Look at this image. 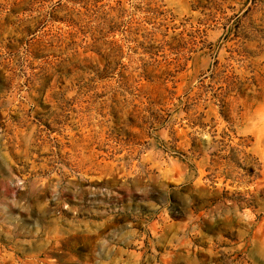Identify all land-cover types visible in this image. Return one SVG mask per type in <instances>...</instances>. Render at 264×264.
Wrapping results in <instances>:
<instances>
[{
  "label": "rangeland",
  "instance_id": "obj_1",
  "mask_svg": "<svg viewBox=\"0 0 264 264\" xmlns=\"http://www.w3.org/2000/svg\"><path fill=\"white\" fill-rule=\"evenodd\" d=\"M0 264H264V0H0Z\"/></svg>",
  "mask_w": 264,
  "mask_h": 264
}]
</instances>
